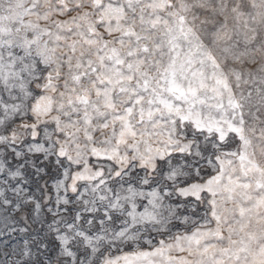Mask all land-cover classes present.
I'll return each instance as SVG.
<instances>
[{
    "label": "snow or ice",
    "instance_id": "1",
    "mask_svg": "<svg viewBox=\"0 0 264 264\" xmlns=\"http://www.w3.org/2000/svg\"><path fill=\"white\" fill-rule=\"evenodd\" d=\"M0 264H264V0H0Z\"/></svg>",
    "mask_w": 264,
    "mask_h": 264
}]
</instances>
